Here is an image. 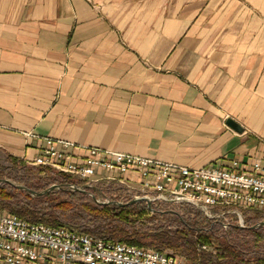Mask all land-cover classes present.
I'll list each match as a JSON object with an SVG mask.
<instances>
[{
  "label": "crops",
  "instance_id": "obj_1",
  "mask_svg": "<svg viewBox=\"0 0 264 264\" xmlns=\"http://www.w3.org/2000/svg\"><path fill=\"white\" fill-rule=\"evenodd\" d=\"M50 144L264 167V0H0V151Z\"/></svg>",
  "mask_w": 264,
  "mask_h": 264
},
{
  "label": "built area",
  "instance_id": "obj_2",
  "mask_svg": "<svg viewBox=\"0 0 264 264\" xmlns=\"http://www.w3.org/2000/svg\"><path fill=\"white\" fill-rule=\"evenodd\" d=\"M87 150L85 159L75 162L69 154L50 144L28 163L69 173L77 180L85 181L86 184L80 186L86 187L105 186V183L118 186L114 181L123 182L124 178H117L115 172L122 175L137 172L143 181L138 191L126 190L131 199L149 196L152 203L189 204L199 209L206 218L220 221L224 227L232 224L231 214L238 216L239 226H244L245 209L264 211V167L260 159L254 162L253 171H247L239 168L237 161L229 167L189 166L96 146H88ZM99 168L110 173L95 179ZM201 247L207 249L208 244ZM0 262L195 264L173 251L108 240L65 226L31 222L9 212H0Z\"/></svg>",
  "mask_w": 264,
  "mask_h": 264
},
{
  "label": "trees",
  "instance_id": "obj_3",
  "mask_svg": "<svg viewBox=\"0 0 264 264\" xmlns=\"http://www.w3.org/2000/svg\"><path fill=\"white\" fill-rule=\"evenodd\" d=\"M8 159V165L0 162V177L32 189L42 190L53 183L86 184L50 166L29 165L13 155H8ZM120 188L87 186L90 192L105 195L109 200L119 199L112 193ZM169 205L154 202L150 207L145 200H140L118 206L97 202L89 193L62 187L33 195L12 182H0V210L5 209L31 222L65 226L91 236L139 246L174 248L195 264H264V229L252 226L261 220L259 216H247L250 226L232 222L228 227L230 231L226 232L221 230L220 221L212 224V220L196 207L190 210V205L186 204L188 213L183 215ZM213 238L218 240L216 253L201 247Z\"/></svg>",
  "mask_w": 264,
  "mask_h": 264
},
{
  "label": "rangeland",
  "instance_id": "obj_4",
  "mask_svg": "<svg viewBox=\"0 0 264 264\" xmlns=\"http://www.w3.org/2000/svg\"><path fill=\"white\" fill-rule=\"evenodd\" d=\"M0 162L3 163V164H5V165L10 164L9 159L5 156V154L2 151H0ZM28 164L30 165L32 163H28ZM32 165H34V164H32ZM56 170L57 171H61V170H58V169H56ZM5 178H7V177H5ZM11 181L14 182L13 180H11ZM16 184H18V183H16ZM111 185L112 186H116V185H114L112 183H105V187L111 186ZM117 187H121V186L118 185ZM91 193L94 194V195H96L93 192H91ZM112 195L114 197H117V198L119 197V199H121L122 201L125 200V199H127V198H130L129 193L126 192L125 188H122V187L120 189L114 191L112 193ZM97 198L100 199V200H102V201L108 199V197H105V195H98ZM169 206L172 207V208H174V209L176 208V210L179 211L183 215H186L188 213V211H187L188 206H186V204H170ZM192 207H194V206L190 205L188 209L192 210L193 209ZM0 212H5L6 213L8 211L5 210V209H2V210H0ZM251 215L252 216L253 215H257L261 219L259 222L255 223L254 225H252V224L251 225L253 227H262L264 229V225H262V224L259 225V223L261 221H264V211L262 209H258V208H249V209H245L243 211V221H244L243 223H244V226H250L248 224V222H247L246 219H247V216H251ZM230 217L233 220L232 221L233 223L239 225V220H238V216L237 215L231 214ZM212 222H213L212 224H217L216 221H212ZM220 224H222V223H220ZM214 226L216 228H218V225H214ZM221 230H224L226 232H229L230 231L228 227H224L223 225L221 227ZM207 244H208V248L206 250L209 251V252H212V253H216L217 246H218V240H217V238H213L212 241L210 243H207ZM262 244L264 245V239L262 240ZM163 249L168 250V251H173V252H176V253L180 254V252L179 251H176L174 248H163ZM180 255L183 256L182 254H180ZM250 264H255V263L251 262Z\"/></svg>",
  "mask_w": 264,
  "mask_h": 264
},
{
  "label": "water",
  "instance_id": "obj_5",
  "mask_svg": "<svg viewBox=\"0 0 264 264\" xmlns=\"http://www.w3.org/2000/svg\"><path fill=\"white\" fill-rule=\"evenodd\" d=\"M227 123H229L230 126H232L233 128H235L236 130H242V127L232 118H228L227 119ZM0 182H12L10 179L8 178H5L4 177H0ZM13 184H16L14 182H12ZM17 186H19V188H22V189H25L27 191H29L31 194L33 195H43L49 191H52L54 189H58V188H63V189H70V190H78V191H81V192H84V193H89L93 196V198L97 201V202H102V203H113V204H116V205H124V204H127V203H131V202H135V201H140V200H145L148 205H151L152 203V199L149 197V196H141V197H137V198H132L130 201H121V200H100L97 198L96 195L92 194L89 190H87V187L86 186H80V185H76V184H67V183H53L49 186H47V188L45 189H42V190H36V189H32V188H29V187H26L25 185L23 184H16ZM264 225V221H261L259 223V225Z\"/></svg>",
  "mask_w": 264,
  "mask_h": 264
}]
</instances>
